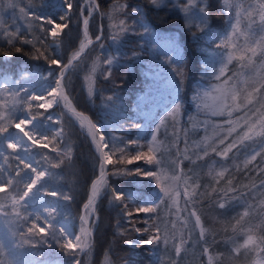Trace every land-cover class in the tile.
<instances>
[{
	"label": "snow or ice",
	"instance_id": "obj_1",
	"mask_svg": "<svg viewBox=\"0 0 264 264\" xmlns=\"http://www.w3.org/2000/svg\"><path fill=\"white\" fill-rule=\"evenodd\" d=\"M149 3L156 9L167 6L165 0ZM221 5L228 28L214 38L209 6L204 0H182L175 5L185 27L202 34L192 32L194 39H209L215 44L214 49L203 50L207 59L202 61V79L209 84L198 85L191 95L196 111L204 115L193 130L202 129L204 135L190 146L187 130L179 128L184 107L181 93L187 80L184 57L174 39L160 35L144 22L141 7H131L128 12L129 6L123 4L101 13V19L107 16L110 22L113 44L129 34L137 35L143 44L139 45L140 52L133 51V57L141 55L146 46L151 59L144 72L145 87L134 99L132 115L114 90L101 97L102 108L111 119L94 121L77 108L69 86L95 53L93 45L104 48L103 25L95 39L89 32L93 14L100 12L97 0H82L78 9L82 18L79 43L66 56L62 49L69 37L74 0H61L56 16L37 12L32 0L27 7L19 0H0V57L8 62L16 54H23L47 65L44 73L21 71L19 79L0 73V264H83L81 256L90 255L93 248L97 204L105 198L118 215L128 218L129 224L143 214L147 227L133 230L148 233V237L141 242L127 241L131 248L162 243L167 251L171 242L174 257L169 264H180L190 244L199 247L200 256L206 258L201 264H224L225 258L235 261L242 255L249 264H264V178L259 183L237 186L231 177L241 166L246 175L255 171L257 177H264V0H248L247 5L245 0H221ZM8 9L13 10V21L18 9L24 19L23 32L20 26L6 24L4 11ZM118 12L123 15L117 17ZM118 61L115 53L103 57L96 54L91 60L84 75L90 102L99 95L97 73L108 80L121 67ZM36 81L44 83L37 87ZM165 98L168 102L163 105V115H157ZM168 118L172 120V141L165 145L158 133ZM146 127L154 130L145 140L141 133ZM133 128L137 131L134 138H129ZM73 134L90 141L94 168L78 216V232L73 231V222L65 217L60 204L61 200L74 199L72 189L77 184L73 181L72 189L65 190L58 184L64 179L63 173L54 171L66 167L76 175L70 143ZM185 160L192 165L187 170L183 167ZM139 162L150 167H128ZM204 169L207 184L200 182ZM122 177L151 180L154 187L149 186L150 196L138 198L136 192L125 191L110 179ZM222 181L225 186H221ZM213 193L217 194L211 201L215 208L242 209L232 217V235L223 240L225 252L213 249L218 241L215 236L209 240L211 230L202 219L201 198ZM250 200L258 201V206ZM161 205L171 219H161ZM57 216L64 218L57 220ZM253 216L258 222L252 220ZM26 246L39 251H24ZM101 264H113L108 252Z\"/></svg>",
	"mask_w": 264,
	"mask_h": 264
},
{
	"label": "trees",
	"instance_id": "obj_2",
	"mask_svg": "<svg viewBox=\"0 0 264 264\" xmlns=\"http://www.w3.org/2000/svg\"><path fill=\"white\" fill-rule=\"evenodd\" d=\"M100 6L99 14L92 16L89 24V32L93 39L98 35V26L103 25V36L102 43L104 48L100 49L98 44H94L95 53L89 58L82 70L73 76L72 83L69 86V90L72 95L73 102L77 108L88 114L94 121L110 120L111 117L106 115V110L102 108V96L110 95L114 90L118 91L123 97V102L126 108L129 109L128 114L132 115L131 108L135 97L139 94L140 90L145 87L144 72L145 68L151 59V53L145 46L143 53L137 57H133V51L140 52V46L143 41L140 40L139 36L129 34L125 36L118 44H113L110 39V28L109 20L107 16L101 19V13L112 12L117 5L127 4L130 12L131 7L139 6L145 12L144 22L147 23L155 32L165 37H171L174 39L179 46L180 55L184 57V64L187 69V80L185 83L184 90L181 96L184 101V107L180 117L179 128L187 130V138L189 145L192 142L198 141L204 132L202 129L193 130V125L198 121L204 119L202 113H198L191 102V95L193 90L200 84L208 85L209 80L202 79V73L204 71L202 67V61L207 59L204 53V49L212 50L215 48V44L209 39H201L197 41L193 38L192 32H196L197 36L202 35L198 30L193 29L190 32L184 25L182 14L170 3H165L167 6H162L160 9L154 8L149 0H97ZM209 6L210 10V29L212 37H218L222 35L228 28L226 18L221 14V0H204ZM248 0H245L247 5ZM34 8L37 12L43 15L56 16L60 10L61 0H32ZM43 5V7H41ZM75 10L72 14L73 18L69 25V37L65 40L62 54L65 56L73 48L78 46V37L82 30V20L79 14V7L81 0H74ZM117 17L123 15L122 12L116 13ZM29 46H25L27 49ZM105 53H115L119 56V64L121 67L118 70H114L112 76L105 80L102 76L97 73L96 89L99 95L95 96L94 102H90L87 97V92L84 87V75L88 68L91 66V60L95 58L96 54H100L103 57ZM233 67V66H230ZM47 69V65L43 60H33L29 56L23 54H16L11 61L5 62L3 57H0V73L8 74L14 79H19L21 71L30 70L35 73H44ZM103 70V69H101ZM236 69L233 67V71ZM210 71V70H209ZM37 87L43 81L35 82ZM167 98L162 101V106L158 109L157 115H163V105L167 104ZM191 117V119H190ZM169 126H172L171 118ZM215 120H220V117H214ZM127 123H131L128 121ZM153 128L146 127L141 133L143 139H150ZM136 129H131L129 138H134ZM181 142L180 148H183L184 132H180ZM70 143L73 147V160L76 165V175H71L70 171L66 167L57 169L54 171L62 172L64 179L58 181V184L65 190L72 189V182L75 181L77 186L72 189V195L74 199L71 202L60 201L62 211L68 220L73 222L74 232H78L79 219L78 216L81 213L83 202L87 199V190L90 186L91 179L94 176L93 168V149L89 140L76 134L72 135ZM37 151H47L46 149H37ZM54 155V154H53ZM219 159V158H216ZM259 161V157H258ZM207 161H198V164H204ZM129 168L143 167L145 169L150 166L144 165L143 162L138 164L129 165ZM183 167L187 170L190 165L189 161L185 160ZM252 167L251 165L249 166ZM206 169L200 174L201 184H207L209 178L204 174ZM250 175V178H249ZM246 175L245 170L241 166L240 171H233L231 177L233 183L237 186L243 184H252L253 182L259 183V180L264 177H257L255 171ZM113 184L124 189L125 191L136 192L138 198H148L150 196V188L154 187L151 180H145L141 177H122V178H110ZM221 186H225L224 182H221ZM216 193H213L211 197H202L203 208H202V219L205 221L206 226L211 230L209 240L211 241L212 236H215L218 241L213 245V249L220 252H225V246L223 240L232 235L230 225L234 224L235 221L232 217L242 209L236 207L230 210H220L211 205L216 197ZM47 200L53 199L52 197H45ZM249 203L256 204L258 201L250 200ZM221 213H224L221 215ZM97 215L98 220L95 222L93 230V248L92 252L88 256H82L81 259L83 264H101L103 256L106 252L109 253L113 264H158L159 256L163 247L161 244L157 245H144L143 248L133 249L127 241L141 242L142 239H147L148 233H139L133 229L136 227L145 228L147 225L143 223V214L139 218H133L134 223L129 224L128 218L118 215V210L111 207L107 199H103L97 204ZM161 219L167 221L171 217L168 215L167 210L161 205L160 208ZM64 217L57 216V220H62ZM247 219V218H246ZM252 220L258 222V217L253 216ZM228 226L229 231L225 232L224 228ZM123 233V234H121ZM242 237L240 240L242 242ZM24 251L38 252V249H31L27 246ZM43 251L50 252L51 249L44 248ZM43 258V257H39ZM51 258V257H49ZM199 253L196 255L195 263H200ZM67 259V257H65ZM224 264H249L243 255L237 260L225 258Z\"/></svg>",
	"mask_w": 264,
	"mask_h": 264
},
{
	"label": "rangeland",
	"instance_id": "obj_3",
	"mask_svg": "<svg viewBox=\"0 0 264 264\" xmlns=\"http://www.w3.org/2000/svg\"><path fill=\"white\" fill-rule=\"evenodd\" d=\"M19 2L22 3V6L27 7L29 0H19ZM166 2L170 3V5L172 7L176 8L175 5L177 3H181L182 0H165V3ZM81 3H82V0H81ZM12 14H13V10H11V9L4 11V18H5L6 24L9 26H12V27L20 26L21 30L23 32V30H24V19L20 16L18 9L15 10V15L17 17V19L15 21H13V19H12ZM95 14H99V13H94L93 15H95ZM81 20H82V18H81ZM100 27H101V25L98 26V34H100ZM167 124H170L169 119L166 121V123L164 125L161 126L160 132L158 133V139L161 140L165 145L171 143V141H172V136H171L172 126H169ZM13 131H15V130L13 129ZM180 138H181V135H180ZM181 149H183V148H181ZM175 151H176L175 148H173L172 149V155L173 156H175ZM197 236H198V231L193 233L192 244L195 243V239ZM161 246L163 247V250L160 253L158 264H169L170 257H174V252L172 251L171 242L169 243L167 251L165 249V246L162 243H161ZM193 253H195V254H193ZM198 253H199V257H201L199 247L192 248V246L190 244L189 251L186 254L182 253V259L180 260V264H201V259H206V258L201 257L200 263H195L194 259Z\"/></svg>",
	"mask_w": 264,
	"mask_h": 264
},
{
	"label": "water",
	"instance_id": "obj_4",
	"mask_svg": "<svg viewBox=\"0 0 264 264\" xmlns=\"http://www.w3.org/2000/svg\"><path fill=\"white\" fill-rule=\"evenodd\" d=\"M82 257V256H81Z\"/></svg>",
	"mask_w": 264,
	"mask_h": 264
}]
</instances>
